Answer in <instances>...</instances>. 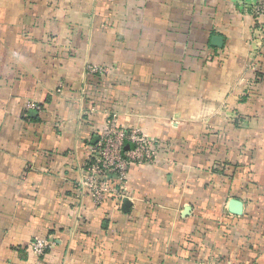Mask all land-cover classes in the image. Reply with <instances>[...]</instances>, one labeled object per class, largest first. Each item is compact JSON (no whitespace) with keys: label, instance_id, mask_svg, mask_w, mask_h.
<instances>
[{"label":"crops","instance_id":"1","mask_svg":"<svg viewBox=\"0 0 264 264\" xmlns=\"http://www.w3.org/2000/svg\"><path fill=\"white\" fill-rule=\"evenodd\" d=\"M257 1L0 0V264H264ZM112 113L159 156L98 206L77 185Z\"/></svg>","mask_w":264,"mask_h":264},{"label":"built area","instance_id":"2","mask_svg":"<svg viewBox=\"0 0 264 264\" xmlns=\"http://www.w3.org/2000/svg\"><path fill=\"white\" fill-rule=\"evenodd\" d=\"M253 13L260 20L264 17V0L253 5ZM87 71L92 74H106L108 67L89 64ZM36 102L29 101L25 106V116L31 110L41 111ZM160 143L138 128H127L120 124L118 114L112 113L105 128L90 146L84 177L77 185L79 195L88 194L100 206L108 197L119 204L126 198L127 179L130 166L138 163H153L158 159ZM54 241L35 237L30 249L37 257L45 255Z\"/></svg>","mask_w":264,"mask_h":264},{"label":"water","instance_id":"3","mask_svg":"<svg viewBox=\"0 0 264 264\" xmlns=\"http://www.w3.org/2000/svg\"><path fill=\"white\" fill-rule=\"evenodd\" d=\"M223 38L220 36H215L213 38V43L215 46H221ZM126 201L124 200V203ZM228 208L229 211L235 215H242L244 213V203L242 200L237 199V198H232L230 199L229 203H228Z\"/></svg>","mask_w":264,"mask_h":264}]
</instances>
